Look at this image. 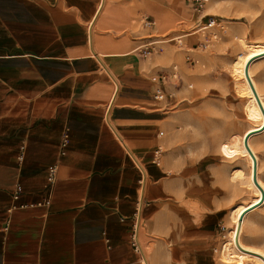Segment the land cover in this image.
<instances>
[{"label":"crops","instance_id":"crops-1","mask_svg":"<svg viewBox=\"0 0 264 264\" xmlns=\"http://www.w3.org/2000/svg\"><path fill=\"white\" fill-rule=\"evenodd\" d=\"M187 6L0 0V264H145L137 230L149 264H228L215 251L237 182L208 154L163 150L174 115L138 52ZM127 146L147 172L140 227L144 173Z\"/></svg>","mask_w":264,"mask_h":264},{"label":"rangeland","instance_id":"rangeland-1","mask_svg":"<svg viewBox=\"0 0 264 264\" xmlns=\"http://www.w3.org/2000/svg\"><path fill=\"white\" fill-rule=\"evenodd\" d=\"M185 10L174 28L154 34L152 39L158 41L157 49L154 55L147 56L151 66L169 75L166 80L162 77L161 83L170 97L161 103L174 115L175 126L169 144L163 143L162 148L164 151L184 149L194 157L208 154L209 159L220 161L231 176L237 167H245L246 160L227 159L220 151V143L234 133H241L251 122L245 111V100L236 90L231 68L238 53L243 51L238 36L264 43V0H210L204 15L215 18L224 27L220 31L203 29L205 19L189 5ZM212 32L218 36L214 37ZM187 34L191 35L182 37ZM179 36L183 44L172 41ZM168 51L173 52L171 57L166 56ZM173 73L176 77L171 76ZM253 75L264 94V60L254 65ZM253 144L264 179V133ZM234 185L230 193L237 203L251 199L253 194L246 184ZM244 237L264 249V207L249 217ZM224 240L223 236L215 251L219 262H224L220 254Z\"/></svg>","mask_w":264,"mask_h":264},{"label":"bare ground","instance_id":"bare-ground-1","mask_svg":"<svg viewBox=\"0 0 264 264\" xmlns=\"http://www.w3.org/2000/svg\"><path fill=\"white\" fill-rule=\"evenodd\" d=\"M189 35L191 34L182 37ZM238 39L243 51L238 53L233 61L231 71L236 82V90L245 100V111L251 122L241 133H234L221 142L220 151L229 160L240 158L246 160L245 167H237L231 178L234 182L246 184L253 196L249 201L242 202L231 210L232 228L220 246V254L223 261L228 264L234 262L246 264L248 261L264 264V249L249 243L244 237L247 220L254 212L264 207L261 160L253 144L264 133L263 87L253 75L254 65L264 60V43L252 42L242 36H238ZM172 54V51L166 52V56L171 57ZM143 177L145 178L144 174ZM144 262L147 264L146 260Z\"/></svg>","mask_w":264,"mask_h":264},{"label":"built area","instance_id":"built-area-1","mask_svg":"<svg viewBox=\"0 0 264 264\" xmlns=\"http://www.w3.org/2000/svg\"><path fill=\"white\" fill-rule=\"evenodd\" d=\"M186 1H187V4L193 10V12L200 15L202 19H205V24L202 27L203 29L216 28L219 31L224 29V27L220 23H218L215 18L207 17V15H204V11L207 5L209 4L210 0H186ZM141 25L143 28H148L149 30H152L157 26V22L154 18L150 16H143V18L141 19ZM212 33L214 37L218 36V33L216 32H212ZM181 39L182 37L179 36V38H173L172 41H176V43L178 44H183V41ZM157 44H158L157 40H152L149 43L140 46L138 48V52H140L145 57L153 55L156 52ZM174 69H177V67H174ZM168 76H169L168 74L167 75L161 74V79L163 77L166 80ZM171 76L176 77V74L173 73L171 74ZM168 97H170V94H168L163 88H160L155 93V99L158 101L168 100ZM67 143H68V134L66 133L63 139V146H66ZM57 174H58V167L55 166L54 168L51 169L49 181L54 182L57 178ZM18 194L19 192L16 193V198ZM133 241H134V246L136 247V249L142 252V249L137 241V232H135L134 234Z\"/></svg>","mask_w":264,"mask_h":264},{"label":"water","instance_id":"water-1","mask_svg":"<svg viewBox=\"0 0 264 264\" xmlns=\"http://www.w3.org/2000/svg\"><path fill=\"white\" fill-rule=\"evenodd\" d=\"M105 2V0H103V3ZM91 41H92V46H93V24L91 26ZM94 47V46H93ZM95 51V50H94ZM99 59L101 60V62L103 63V65L109 70V68L107 67V65L105 64V62L99 57ZM110 72V71H109ZM111 73V72H110ZM113 79L116 81L117 83V91H116V94H115V97H114V100L115 98L117 97L119 91H120V83L117 79V77L111 73ZM114 100L110 106V109L108 111V114H107V120L108 122L110 123V125L113 127V129L115 130V132L117 133V135L119 136L120 139L123 140L121 134L119 133V131L116 129V127L113 125V123L111 122V119H110V113H111V110H112V107L114 105ZM128 150L130 151V153L134 156L135 160L138 162V164L140 165V167L142 168L143 170V173H144V176H145V184H143V193H142V200H141V204H140V211H139V222H138V227H140V223H141V219H142V207H143V203H144V194H145V187H146V180H147V172H146V169L144 168L143 164L140 162V160L136 157V155L133 153V151L127 146ZM251 151V150H250ZM137 241L140 245V241H139V235H138V230H137ZM141 247V245H140ZM142 249V247H141ZM142 253H143V256L147 262V264H149L148 262V259H147V256L145 255L143 249H142Z\"/></svg>","mask_w":264,"mask_h":264}]
</instances>
